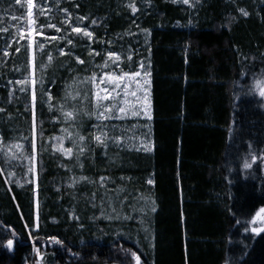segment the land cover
Wrapping results in <instances>:
<instances>
[{
	"label": "trees",
	"instance_id": "1",
	"mask_svg": "<svg viewBox=\"0 0 264 264\" xmlns=\"http://www.w3.org/2000/svg\"><path fill=\"white\" fill-rule=\"evenodd\" d=\"M33 1L35 28L79 27L91 33L81 35L85 52L144 65L150 118L128 128L147 143L130 146L126 130L118 145H89L80 167L54 150L64 57L49 45L37 51L43 79L26 83V0H0V264L34 263L38 253L42 264H136L133 253L142 264H264V227L254 233L264 100L253 89L264 77V0ZM13 142L19 159L5 152ZM73 175L87 179L73 184ZM98 180L105 193L94 195ZM116 189L127 196L124 216L137 197L152 209L112 219ZM141 218L149 234L134 240Z\"/></svg>",
	"mask_w": 264,
	"mask_h": 264
},
{
	"label": "rangeland",
	"instance_id": "2",
	"mask_svg": "<svg viewBox=\"0 0 264 264\" xmlns=\"http://www.w3.org/2000/svg\"><path fill=\"white\" fill-rule=\"evenodd\" d=\"M34 1L26 0V19L24 23L26 24V28H19L21 32L24 33V38L29 48V74L26 83L28 82L31 87L38 85L41 83L40 79H43L42 74H37L38 69L37 66V51H41L47 45L51 46L50 52H53L56 57H60L63 55L64 66L67 69L66 77H64L65 84L63 86V92L61 94V98L58 101V115L61 121V130L51 139L52 146L54 150L64 155L66 158H70L72 165L75 167H80L82 153L89 149L90 146H94L98 144L95 140V136L101 135L102 133L111 134L112 137H108L104 140L103 145H106V141L112 139V143L118 145L119 142H123L124 139L127 141L126 143H131L130 146H145L147 143V139L142 134H133L128 127H139L138 123H129L128 121L134 119H148L150 116V95H149V77L145 75L146 69H141V64L134 70H131V64L129 60H127L128 65L123 67V59L120 57L117 64H113L109 59L108 54L110 52H104L103 54H98V52H85L83 50L84 44L82 43V36L84 33L82 32H74L72 29L79 28L76 26H68V24L64 23L62 27L57 24L52 23L55 27V34L49 35L41 30V26L39 28L34 27V21L32 18V9H33ZM52 13L54 11L52 10ZM57 29H60L57 31ZM80 29V28H79ZM60 33V34H59ZM71 41V43H69ZM38 44H42L43 47H37ZM113 53V52H112ZM116 54V53H115ZM130 55L127 59H129ZM78 61H83V63H79ZM108 63L107 67H104L105 63ZM33 64H35V75L33 76ZM139 72V76L132 75L134 73ZM106 73L113 74L115 76H122L123 74H129L124 78L123 81H120V88L117 89L118 92L121 93V97H117L115 99L103 100L102 103L105 105L113 104L123 106L125 111L123 113H119L118 115L121 118H112L106 120L97 119V113L100 111L97 108L96 104V93L101 91L105 84L100 83V78L104 76ZM95 74L97 80L95 83L90 82V78ZM33 80L35 83L33 84ZM113 85L109 84L107 87L111 88ZM253 89L261 96V90H264V77H260L254 81ZM127 93V95H125ZM113 97H116V93H112ZM264 100V96H261ZM72 111L74 113V118L69 120L65 119L64 113ZM111 121L113 123H111ZM113 127V128H111ZM128 130L124 139L120 134ZM133 131V130H132ZM83 137V140L80 138ZM120 144V143H119ZM83 149L81 152L80 149ZM66 149L72 150V155L68 156L65 154ZM5 152L11 158L19 159V144L11 143L7 144L5 147ZM27 161V169L26 174H35L34 173V161L32 157H25ZM82 165V164H81ZM73 166V167H74ZM75 169V168H74ZM74 171V170H73ZM73 184L78 183V181L86 180L87 177L85 175L75 176L73 175ZM79 182V183H80ZM92 188L89 190L93 192L92 194H96L99 192L105 193L102 190L100 182L90 184ZM100 189V190H99ZM112 199H110L116 204L113 205V213H108V215L112 219H120L118 214L123 217L131 216L132 213L138 212L142 215L147 210H151L153 207L152 200L147 196L137 197L136 203L130 207L131 211H129L128 215L121 213L120 203L125 202L127 196L123 194V191L120 189H116L112 195ZM113 204V203H112ZM111 204V206H112ZM120 218H119V217ZM144 218H141L136 225V233L133 237L134 240L138 239L136 234L138 232H146L147 228L143 224ZM254 221L258 223V227L254 229V233H258V231L262 230L264 227V207H260L255 214ZM147 226V225H146ZM138 229V230H137ZM147 234L149 232L147 231ZM149 238V237H148ZM29 264H42V253L36 254L35 262H30ZM116 264V263H114ZM140 264H142L140 262ZM224 264H229V261L226 259Z\"/></svg>",
	"mask_w": 264,
	"mask_h": 264
},
{
	"label": "snow or ice",
	"instance_id": "3",
	"mask_svg": "<svg viewBox=\"0 0 264 264\" xmlns=\"http://www.w3.org/2000/svg\"><path fill=\"white\" fill-rule=\"evenodd\" d=\"M184 3H189L190 0H183ZM133 12H135V7L133 6ZM241 12L244 14V15H247V12H245L243 9H241ZM70 22V21H69ZM50 27H55L54 25H49ZM60 29H57V31H59ZM72 31L74 32H81L82 30L79 29V28H73ZM84 35L86 36H91V33H88V32H84ZM69 43H71V41H69ZM37 47H40L42 48L43 45L42 44H38ZM109 56V59L112 61L113 64H117L118 66V61L120 59V57L115 54V53H109L108 54ZM49 59L51 60V57H49ZM129 59H131V57H129ZM79 63H83V61H78ZM108 66V63L106 62L104 67H107ZM141 69L144 68V65L141 64ZM33 76L35 75V64H33ZM129 74L125 73L123 74L122 76H115L113 74H110V73H106L104 76H102L100 78V83L102 84H105V87L101 90L103 92V95L100 94V92L96 93V104H97V108L100 109V111L97 113V119H100V120H106V119H112V118H121L118 114L119 113H123L125 111L124 107L123 106H120L119 104L117 105H113V104H108V105H105L102 103L103 100H109L111 101L112 99H115L117 97H121V93L117 91L118 88H120V81H123L124 78L126 76H128ZM132 75H135V76H139L140 73L137 72V73H134ZM145 75H150V73L148 72H145ZM97 80V77L95 76V74L90 78V82L92 83H95ZM35 83V80H33V84ZM113 85L111 88L107 87V85ZM115 92L116 93V97H113L112 96V93ZM261 96H264V90H261L260 92ZM125 95H127V93H125ZM33 100L35 101V92H33ZM64 116H65V119H73L74 118V113L72 111H69V112H65L64 113ZM150 118V117H149ZM107 138V133H102L101 135H97L95 136V140L99 143H103L104 140ZM81 140H83V137L80 138ZM80 151L82 152L83 149L81 148ZM65 154L68 155V156H71L72 155V150L71 149H66L65 150ZM102 180L104 178H101ZM9 246H11V241L9 242ZM133 256L136 260V264H140V259L138 256H136L135 253H133Z\"/></svg>",
	"mask_w": 264,
	"mask_h": 264
}]
</instances>
